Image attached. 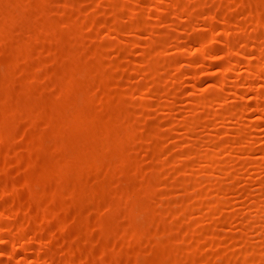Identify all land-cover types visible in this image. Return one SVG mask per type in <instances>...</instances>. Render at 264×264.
I'll list each match as a JSON object with an SVG mask.
<instances>
[{
  "label": "rangeland",
  "instance_id": "obj_1",
  "mask_svg": "<svg viewBox=\"0 0 264 264\" xmlns=\"http://www.w3.org/2000/svg\"><path fill=\"white\" fill-rule=\"evenodd\" d=\"M0 264H264V0H0Z\"/></svg>",
  "mask_w": 264,
  "mask_h": 264
}]
</instances>
